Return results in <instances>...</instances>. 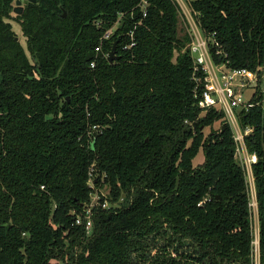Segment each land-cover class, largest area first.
Returning <instances> with one entry per match:
<instances>
[{"label":"trees","instance_id":"16d2710c","mask_svg":"<svg viewBox=\"0 0 264 264\" xmlns=\"http://www.w3.org/2000/svg\"><path fill=\"white\" fill-rule=\"evenodd\" d=\"M190 7L230 67L257 72L259 91L264 0ZM12 13L13 0H0V264H252L245 169L226 121L204 134L224 114L198 107L176 0L27 1L14 14L28 53ZM129 29L135 45L122 49ZM238 115L251 128L246 151L257 156L250 167L264 264V102ZM90 178L108 196L91 207L87 232Z\"/></svg>","mask_w":264,"mask_h":264},{"label":"built area","instance_id":"2783aa9c","mask_svg":"<svg viewBox=\"0 0 264 264\" xmlns=\"http://www.w3.org/2000/svg\"><path fill=\"white\" fill-rule=\"evenodd\" d=\"M15 1L13 0V5H15ZM188 1L190 5V0ZM20 2L22 5L27 0L25 2L24 0H20ZM176 2L179 4L181 10H183L182 3L184 0H176ZM142 3L145 4L146 2L142 1ZM182 13H184V10ZM143 14L145 15L146 13ZM96 25L99 26L100 22L97 21ZM118 25L119 19L113 26L104 31L100 43L94 48L96 53L101 51L102 41L109 39L114 34ZM196 29L197 31L193 32V36L188 44V51L193 63L191 78L194 82L193 93L198 100V107L202 112H206L211 108L223 112L230 124L235 128L233 134L235 141L240 142V146H236V152L241 155L243 164L245 163L246 166H250L257 161V156L255 153H248L246 151L243 139L251 131V128L240 129L238 114L264 102L256 100L262 93L257 95L256 86H252L257 85V72L245 67H230L227 61L224 60L226 55L219 48V44L214 36L205 35L199 26ZM125 35L129 41L122 44V49H129L135 45L134 30L129 29ZM212 47H215L213 54L218 57V60H215L213 57L211 52ZM90 66L94 67V62H91ZM92 128L96 130L97 126H93ZM89 182L90 185H93L91 178ZM41 188L43 187L41 186ZM106 205V201H104L102 207H106ZM92 206V204H89L85 210V228L87 230L92 227L90 216ZM76 223H81L80 217H77Z\"/></svg>","mask_w":264,"mask_h":264},{"label":"rangeland","instance_id":"374dc122","mask_svg":"<svg viewBox=\"0 0 264 264\" xmlns=\"http://www.w3.org/2000/svg\"><path fill=\"white\" fill-rule=\"evenodd\" d=\"M26 0H24L25 2ZM26 3V2H25ZM24 4H22V6L24 7ZM14 7V5H13ZM182 7L184 10L183 14V18L179 19V23H178V31L179 34L182 35L184 33H188L189 35V42L193 36V32L197 31L196 27L198 28V24L196 23L195 19H194V13L191 10V7L189 5V1L188 0H184V2L182 3ZM183 10H181L183 12ZM190 13V15H189ZM13 14V19L10 20L11 25H12V29L13 31L16 33V38L19 40L21 46L23 47V49L25 50V52H27V47H26V40L25 37L22 33L21 30V26L20 24L17 22L16 18H15V14ZM189 42L186 44V47L188 48V44ZM28 53V52H27ZM262 81L258 86V90L257 95L259 93H264V67H262ZM253 87H257V85H252ZM261 102V101H259ZM205 112H202L201 114H204ZM222 121H226L230 128L232 133L234 134V127L230 124V122L228 121V118L224 115L223 118L216 120L212 126H208L206 128H204V134H208L210 129L217 130L220 127V124ZM240 129H242V127L240 126V124L238 123ZM237 145L240 146V142L237 141L236 142ZM235 156H236V160L238 161V163L240 165H242L245 169V173H246V181L248 183V190H249V197H250V211H251V220H252V232H253V254H252V259H253V263L252 264H259L258 261V217H257V206H256V202H255V189H254V182H253V176H252V172H251V167L250 166H246V164H243L241 155L238 154L237 152H235ZM203 162V152L202 149H199L198 153L196 154V156L193 158L192 161V165L194 167L198 166L199 164H201ZM93 186V193L91 196V200H90V205L95 204L99 195L104 196L105 198L108 196V187L106 185L104 186ZM125 203V200L123 199V197L119 198V200L115 203H113V206H118L120 205V203ZM106 207H109V205H111V203L109 201H106ZM87 230V229H86ZM91 230V228L89 230H87V232H89Z\"/></svg>","mask_w":264,"mask_h":264},{"label":"water","instance_id":"95a60500","mask_svg":"<svg viewBox=\"0 0 264 264\" xmlns=\"http://www.w3.org/2000/svg\"><path fill=\"white\" fill-rule=\"evenodd\" d=\"M28 2L35 3L37 0H27ZM23 10V6L21 5L20 0L15 1V5L13 7V12L15 14H20ZM63 16H65V13H63ZM119 42V37H117L114 41H112L111 48L109 52L107 53V61L111 63L115 57H116V46Z\"/></svg>","mask_w":264,"mask_h":264}]
</instances>
